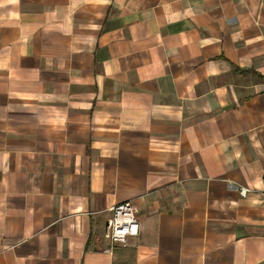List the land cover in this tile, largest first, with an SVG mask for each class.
I'll use <instances>...</instances> for the list:
<instances>
[{
    "label": "crops",
    "instance_id": "crops-1",
    "mask_svg": "<svg viewBox=\"0 0 264 264\" xmlns=\"http://www.w3.org/2000/svg\"><path fill=\"white\" fill-rule=\"evenodd\" d=\"M0 264H264V0H0Z\"/></svg>",
    "mask_w": 264,
    "mask_h": 264
},
{
    "label": "built area",
    "instance_id": "built-area-1",
    "mask_svg": "<svg viewBox=\"0 0 264 264\" xmlns=\"http://www.w3.org/2000/svg\"><path fill=\"white\" fill-rule=\"evenodd\" d=\"M139 231L135 207L130 202L116 204L106 225V238L112 242L125 241L129 236L138 235Z\"/></svg>",
    "mask_w": 264,
    "mask_h": 264
}]
</instances>
